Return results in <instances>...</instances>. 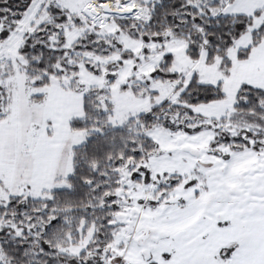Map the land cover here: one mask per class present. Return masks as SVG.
I'll list each match as a JSON object with an SVG mask.
<instances>
[{"label": "snow or ice", "instance_id": "obj_1", "mask_svg": "<svg viewBox=\"0 0 264 264\" xmlns=\"http://www.w3.org/2000/svg\"><path fill=\"white\" fill-rule=\"evenodd\" d=\"M0 264H264V0H0Z\"/></svg>", "mask_w": 264, "mask_h": 264}]
</instances>
